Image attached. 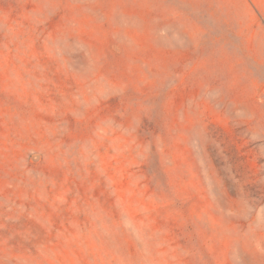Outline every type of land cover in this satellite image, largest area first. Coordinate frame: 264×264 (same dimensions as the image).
<instances>
[{
  "label": "rangeland",
  "instance_id": "1",
  "mask_svg": "<svg viewBox=\"0 0 264 264\" xmlns=\"http://www.w3.org/2000/svg\"><path fill=\"white\" fill-rule=\"evenodd\" d=\"M0 264H264V0H0Z\"/></svg>",
  "mask_w": 264,
  "mask_h": 264
}]
</instances>
